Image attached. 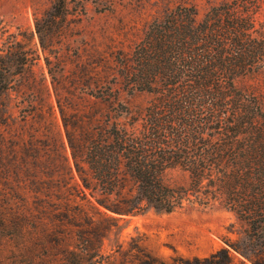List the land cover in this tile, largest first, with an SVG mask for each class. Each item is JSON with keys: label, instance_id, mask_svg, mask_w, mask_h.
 <instances>
[{"label": "trees", "instance_id": "16d2710c", "mask_svg": "<svg viewBox=\"0 0 264 264\" xmlns=\"http://www.w3.org/2000/svg\"><path fill=\"white\" fill-rule=\"evenodd\" d=\"M167 2L120 60L119 86L95 96L106 106L101 118L88 116L78 135L64 120L74 169L104 211L96 220L74 202L64 212L76 242L58 244L59 264H264V99L237 84L264 71V0H205L202 12L191 0ZM66 15L67 0H51L35 18L42 48ZM27 61L18 41L0 48V111ZM121 92L148 100L133 111ZM215 205L246 227L206 257L166 261L139 236L102 252L121 216Z\"/></svg>", "mask_w": 264, "mask_h": 264}, {"label": "rangeland", "instance_id": "374dc122", "mask_svg": "<svg viewBox=\"0 0 264 264\" xmlns=\"http://www.w3.org/2000/svg\"><path fill=\"white\" fill-rule=\"evenodd\" d=\"M167 1L67 0L59 31L42 48L34 21L51 10V0H0V48L18 41L28 54L0 111V264H59L58 244L75 249L76 227L64 217L74 202L102 220L97 211L104 209L74 169L64 120L78 135L88 116L101 118L106 106L95 96L107 85L119 86L120 60L129 56L146 23L163 13ZM191 1L203 11L205 0ZM237 84L264 99L263 70ZM119 100L137 111L148 96L121 92ZM118 225L103 239L102 252L114 253L117 241L126 248L131 237L139 236L166 261L206 257L246 227L220 205L172 213L149 210L121 216Z\"/></svg>", "mask_w": 264, "mask_h": 264}]
</instances>
